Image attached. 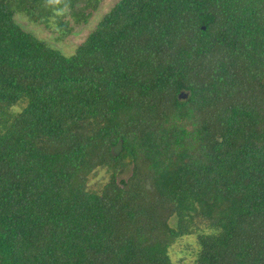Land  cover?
<instances>
[{
    "label": "trees",
    "instance_id": "1",
    "mask_svg": "<svg viewBox=\"0 0 264 264\" xmlns=\"http://www.w3.org/2000/svg\"><path fill=\"white\" fill-rule=\"evenodd\" d=\"M102 1L0 0V264H264V0Z\"/></svg>",
    "mask_w": 264,
    "mask_h": 264
},
{
    "label": "rangeland",
    "instance_id": "2",
    "mask_svg": "<svg viewBox=\"0 0 264 264\" xmlns=\"http://www.w3.org/2000/svg\"><path fill=\"white\" fill-rule=\"evenodd\" d=\"M119 0H103L102 4L100 6L99 11L96 13L90 24L83 27L74 28L73 32L70 36L63 38L61 41H56L57 35H54L47 29L43 28L42 26H37L28 23L27 19L25 17L16 16L15 21L27 32L32 33L35 35L38 39L46 41L50 46H52L54 49L60 50L65 55H70L73 53V51L76 49V47L81 44L86 36L90 33V31L94 28V25L96 22L100 19V17L107 13L109 9ZM130 168H127L123 175L120 177L121 179H126L129 176ZM193 243L192 238L186 239L184 242H182V245H186L187 243ZM180 244L179 248L170 249V255L173 262H179L183 261L185 264H190L191 260L190 258H185L182 248Z\"/></svg>",
    "mask_w": 264,
    "mask_h": 264
},
{
    "label": "water",
    "instance_id": "3",
    "mask_svg": "<svg viewBox=\"0 0 264 264\" xmlns=\"http://www.w3.org/2000/svg\"><path fill=\"white\" fill-rule=\"evenodd\" d=\"M180 98H185V96L181 95ZM120 151H121V143H119L117 147L114 149L115 154H119Z\"/></svg>",
    "mask_w": 264,
    "mask_h": 264
}]
</instances>
